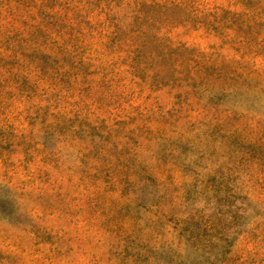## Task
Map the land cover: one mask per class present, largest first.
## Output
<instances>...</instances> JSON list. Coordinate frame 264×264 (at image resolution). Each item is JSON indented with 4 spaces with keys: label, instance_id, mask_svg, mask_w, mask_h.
<instances>
[{
    "label": "rangeland",
    "instance_id": "374dc122",
    "mask_svg": "<svg viewBox=\"0 0 264 264\" xmlns=\"http://www.w3.org/2000/svg\"><path fill=\"white\" fill-rule=\"evenodd\" d=\"M0 264H264V0H0Z\"/></svg>",
    "mask_w": 264,
    "mask_h": 264
}]
</instances>
